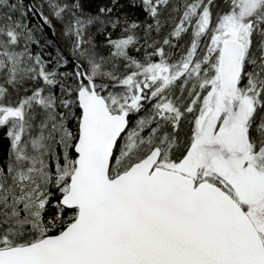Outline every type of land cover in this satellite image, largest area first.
<instances>
[{
    "label": "snow or ice",
    "instance_id": "snow-or-ice-1",
    "mask_svg": "<svg viewBox=\"0 0 264 264\" xmlns=\"http://www.w3.org/2000/svg\"><path fill=\"white\" fill-rule=\"evenodd\" d=\"M0 130V264H264V0H0Z\"/></svg>",
    "mask_w": 264,
    "mask_h": 264
},
{
    "label": "trees",
    "instance_id": "trees-1",
    "mask_svg": "<svg viewBox=\"0 0 264 264\" xmlns=\"http://www.w3.org/2000/svg\"><path fill=\"white\" fill-rule=\"evenodd\" d=\"M89 2L93 3V6H95V3H98V2H104V0H89ZM133 2H135V0H133ZM127 11L128 13L131 15V16H134V17H140V18H143L142 17V13H141V10L139 8H127ZM36 21H34L35 23ZM57 28H59V24H57ZM55 39L57 41H60L62 40L61 37L57 36L55 37ZM7 144H8V141L7 139L4 138L3 136V131L0 130V158L3 157L4 155V152H5V149L7 147Z\"/></svg>",
    "mask_w": 264,
    "mask_h": 264
},
{
    "label": "water",
    "instance_id": "water-1",
    "mask_svg": "<svg viewBox=\"0 0 264 264\" xmlns=\"http://www.w3.org/2000/svg\"><path fill=\"white\" fill-rule=\"evenodd\" d=\"M25 2L27 3V2H28V0H25Z\"/></svg>",
    "mask_w": 264,
    "mask_h": 264
}]
</instances>
